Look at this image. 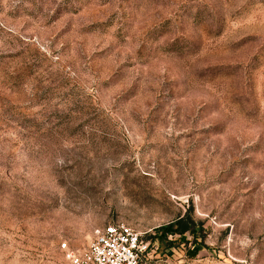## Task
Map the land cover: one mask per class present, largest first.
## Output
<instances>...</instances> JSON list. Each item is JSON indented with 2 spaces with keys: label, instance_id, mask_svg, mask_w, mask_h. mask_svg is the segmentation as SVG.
<instances>
[{
  "label": "rangeland",
  "instance_id": "rangeland-1",
  "mask_svg": "<svg viewBox=\"0 0 264 264\" xmlns=\"http://www.w3.org/2000/svg\"><path fill=\"white\" fill-rule=\"evenodd\" d=\"M112 222L264 264V0H0V264Z\"/></svg>",
  "mask_w": 264,
  "mask_h": 264
},
{
  "label": "built area",
  "instance_id": "built-area-1",
  "mask_svg": "<svg viewBox=\"0 0 264 264\" xmlns=\"http://www.w3.org/2000/svg\"><path fill=\"white\" fill-rule=\"evenodd\" d=\"M72 264H144L150 244L141 232L125 222H112L96 231L95 238L82 250L61 244Z\"/></svg>",
  "mask_w": 264,
  "mask_h": 264
},
{
  "label": "trees",
  "instance_id": "trees-1",
  "mask_svg": "<svg viewBox=\"0 0 264 264\" xmlns=\"http://www.w3.org/2000/svg\"><path fill=\"white\" fill-rule=\"evenodd\" d=\"M188 229H189L188 227H187V228H186V227H184L183 231H184V230H188Z\"/></svg>",
  "mask_w": 264,
  "mask_h": 264
}]
</instances>
